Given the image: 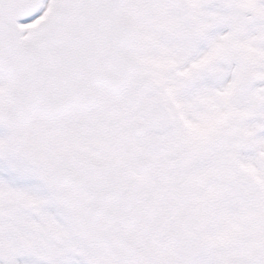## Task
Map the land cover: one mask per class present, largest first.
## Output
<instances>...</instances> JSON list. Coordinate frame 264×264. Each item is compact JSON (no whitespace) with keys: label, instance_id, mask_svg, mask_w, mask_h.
Instances as JSON below:
<instances>
[{"label":"snow or ice","instance_id":"1","mask_svg":"<svg viewBox=\"0 0 264 264\" xmlns=\"http://www.w3.org/2000/svg\"><path fill=\"white\" fill-rule=\"evenodd\" d=\"M0 264H264V0H0Z\"/></svg>","mask_w":264,"mask_h":264}]
</instances>
